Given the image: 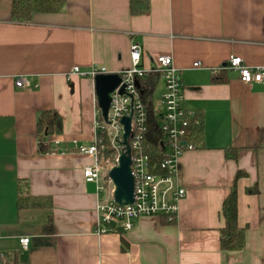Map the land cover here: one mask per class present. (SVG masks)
I'll return each mask as SVG.
<instances>
[{"label": "crops", "instance_id": "0c3cea01", "mask_svg": "<svg viewBox=\"0 0 264 264\" xmlns=\"http://www.w3.org/2000/svg\"><path fill=\"white\" fill-rule=\"evenodd\" d=\"M148 3L134 14L130 0H65L59 12L18 22L11 0H0V264H264V80L246 84L226 69L229 55L264 64V0ZM132 43L142 46L145 68L155 69L159 55L172 58L184 106L201 114L203 136L180 157L186 193L175 219L140 217L129 232L116 223L96 233L103 193L83 179L92 158L75 145L93 139L100 111L94 80L67 73L92 65L119 73L129 67ZM18 76L29 89L15 86ZM150 79L159 103L163 80ZM44 110L61 116L63 132L49 136L47 152L39 153L36 118ZM231 148L236 161L226 157ZM238 169L245 173L236 181L245 246L226 252L221 207ZM25 183L40 206L17 207ZM252 187L256 194L246 192Z\"/></svg>", "mask_w": 264, "mask_h": 264}, {"label": "built area", "instance_id": "2783aa9c", "mask_svg": "<svg viewBox=\"0 0 264 264\" xmlns=\"http://www.w3.org/2000/svg\"><path fill=\"white\" fill-rule=\"evenodd\" d=\"M142 53L140 44L130 45V64L118 73L121 82L111 94L107 121L100 113L94 116L93 139L87 145L75 143L78 153L92 158V162L82 168L83 179L94 183L98 193L107 195L96 206V233L112 231L116 223L121 226V231L129 232L134 221L140 217L164 216L169 220L175 219L180 202L185 197V189L179 184L180 157L184 151L196 147L189 136L190 125L196 121L195 113L184 106L179 69L174 65L172 58L169 55H159L155 58V69H148L141 64ZM192 66L199 67V61H195ZM226 69L237 73L238 79L246 84L264 80V64L250 66L237 55H229ZM102 73L107 71L105 67L98 65H92L88 71L73 66L68 70L67 77L78 75L93 79ZM156 76L163 80L159 103L153 107L163 133V156L158 164L152 162L144 146V138L152 127L144 104L145 94L151 88L147 78ZM14 84L20 89L30 88L25 76H18L14 79ZM123 85L124 92L119 93ZM131 109L128 144L130 168L134 179L133 202L121 205L113 200L114 185L108 171L117 165L118 157L124 149V128L121 119L129 116ZM108 151L110 155L107 154ZM19 241L21 247L26 249L29 238H21Z\"/></svg>", "mask_w": 264, "mask_h": 264}, {"label": "trees", "instance_id": "16d2710c", "mask_svg": "<svg viewBox=\"0 0 264 264\" xmlns=\"http://www.w3.org/2000/svg\"><path fill=\"white\" fill-rule=\"evenodd\" d=\"M65 0H11V15L12 19L18 22H27L31 19L34 13H54L59 12L64 6ZM149 7L148 0H130V11L134 14L144 13ZM150 82V89L146 92L144 100L145 110L152 127L144 138V146L146 152L151 156L152 162L158 164L163 156L161 132L157 123V114L153 111L155 103L153 102V92L155 82L147 78ZM145 79V80H147ZM196 121L192 122L189 128L190 139L195 143H201L203 136L202 116L199 113L195 114ZM63 132L62 118L52 110L41 111L36 118V137L38 141V152L45 153L47 148L45 141L49 136L59 135ZM260 146H264L260 145ZM237 148H231L226 152V157L234 161L237 160ZM108 155L111 153L108 151ZM245 173L237 170L235 174V183L231 187L228 195L224 198L221 207V216L224 219V226L220 229V249L226 252H240L245 246V228L238 224V203H237V188L236 181L244 176ZM26 183L18 186V197L16 205L18 208L28 206H40L41 202L38 198H33L28 195ZM247 193L256 194V187L247 188ZM24 194V195H23ZM48 221L46 229L52 228V221Z\"/></svg>", "mask_w": 264, "mask_h": 264}, {"label": "water", "instance_id": "95a60500", "mask_svg": "<svg viewBox=\"0 0 264 264\" xmlns=\"http://www.w3.org/2000/svg\"><path fill=\"white\" fill-rule=\"evenodd\" d=\"M93 80L98 109L102 118L107 121L111 94L120 84L121 78L117 72H113L98 74L93 78ZM123 92L124 85L119 90V93ZM131 117L132 109L129 116L121 119V123L124 128L122 140L124 149L118 157L117 165L108 171V176L114 185L113 200L121 205L131 204L133 202L134 179L130 168L131 158L130 147L128 144Z\"/></svg>", "mask_w": 264, "mask_h": 264}, {"label": "rangeland", "instance_id": "374dc122", "mask_svg": "<svg viewBox=\"0 0 264 264\" xmlns=\"http://www.w3.org/2000/svg\"><path fill=\"white\" fill-rule=\"evenodd\" d=\"M156 96H157V94H156ZM156 102V101H155ZM155 104H157V103H155ZM195 113V112H194ZM196 114V113H195ZM107 195H106V193H103V197L105 198Z\"/></svg>", "mask_w": 264, "mask_h": 264}]
</instances>
